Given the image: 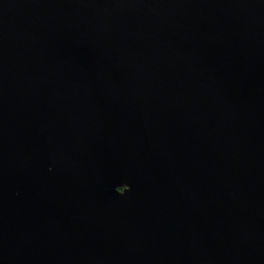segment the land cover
Instances as JSON below:
<instances>
[{
  "label": "water",
  "instance_id": "1",
  "mask_svg": "<svg viewBox=\"0 0 264 264\" xmlns=\"http://www.w3.org/2000/svg\"><path fill=\"white\" fill-rule=\"evenodd\" d=\"M0 264H264V0H0Z\"/></svg>",
  "mask_w": 264,
  "mask_h": 264
}]
</instances>
